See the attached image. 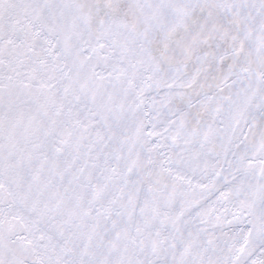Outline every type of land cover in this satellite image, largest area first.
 <instances>
[{"label":"snow or ice","instance_id":"1","mask_svg":"<svg viewBox=\"0 0 264 264\" xmlns=\"http://www.w3.org/2000/svg\"><path fill=\"white\" fill-rule=\"evenodd\" d=\"M0 264H264V0H0Z\"/></svg>","mask_w":264,"mask_h":264}]
</instances>
